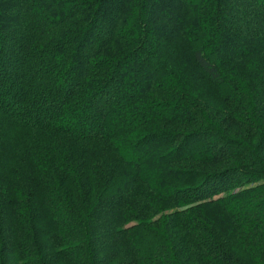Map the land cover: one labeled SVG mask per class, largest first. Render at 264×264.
<instances>
[{"label":"trees","instance_id":"obj_1","mask_svg":"<svg viewBox=\"0 0 264 264\" xmlns=\"http://www.w3.org/2000/svg\"><path fill=\"white\" fill-rule=\"evenodd\" d=\"M187 254L264 264V0H0V264Z\"/></svg>","mask_w":264,"mask_h":264},{"label":"rangeland","instance_id":"obj_2","mask_svg":"<svg viewBox=\"0 0 264 264\" xmlns=\"http://www.w3.org/2000/svg\"><path fill=\"white\" fill-rule=\"evenodd\" d=\"M248 210H252V209H249V208H245V212H248ZM173 212V211H172ZM190 256H192V254H187L185 256H183L179 261L180 263L182 264H189V260H190Z\"/></svg>","mask_w":264,"mask_h":264}]
</instances>
